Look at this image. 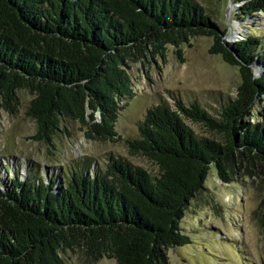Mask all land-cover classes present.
<instances>
[{
	"label": "trees",
	"instance_id": "16d2710c",
	"mask_svg": "<svg viewBox=\"0 0 264 264\" xmlns=\"http://www.w3.org/2000/svg\"><path fill=\"white\" fill-rule=\"evenodd\" d=\"M244 1L241 21L264 12V0H233ZM226 33L195 0H0V109L15 113L28 90L34 138L49 145L70 134L71 121L88 140L117 141L120 112L135 96L130 63L151 48L213 36L211 52L242 73L237 98L216 115L177 97L148 109L126 143L156 174L109 156L104 165L77 161L47 182L14 176L0 186V264H64L62 254L77 248L96 261L169 264L170 248L191 243L181 221L211 165L229 180L225 162L235 153L264 161V124L244 121L264 96V73L255 78L252 67L264 64V41L225 44Z\"/></svg>",
	"mask_w": 264,
	"mask_h": 264
},
{
	"label": "rangeland",
	"instance_id": "374dc122",
	"mask_svg": "<svg viewBox=\"0 0 264 264\" xmlns=\"http://www.w3.org/2000/svg\"><path fill=\"white\" fill-rule=\"evenodd\" d=\"M195 1L227 30L225 44L233 45L251 35L264 41V12L241 21L236 15L245 1ZM214 43L213 36H192L188 42L167 44L154 54L151 48L146 58L130 63L135 96L120 112L116 124L119 138L114 142L88 140L75 121L67 124L70 134L59 132L54 137V145L37 141V124L27 114L33 95L20 90L15 113L0 109V186L11 185L14 176H34L33 180L47 182L77 161L86 158L104 165L109 156L126 158L156 174L152 162L132 155L126 143L139 136V123L149 108L162 102L173 105L177 97L185 103L198 102L216 115L222 105L237 98L241 69L212 53ZM252 67L253 74L264 73V64L255 62ZM244 121L264 124V96L256 100ZM189 124L200 136L222 139L201 124ZM225 165L231 179L222 178L211 165L204 189L186 207L181 228L192 240L168 250L169 264H264V161L237 152ZM62 256L64 264H116L110 257L96 261L78 248Z\"/></svg>",
	"mask_w": 264,
	"mask_h": 264
},
{
	"label": "water",
	"instance_id": "95a60500",
	"mask_svg": "<svg viewBox=\"0 0 264 264\" xmlns=\"http://www.w3.org/2000/svg\"><path fill=\"white\" fill-rule=\"evenodd\" d=\"M254 77L257 78V77H259V76L255 73V74H254Z\"/></svg>",
	"mask_w": 264,
	"mask_h": 264
}]
</instances>
